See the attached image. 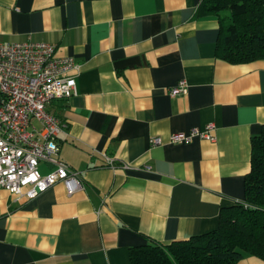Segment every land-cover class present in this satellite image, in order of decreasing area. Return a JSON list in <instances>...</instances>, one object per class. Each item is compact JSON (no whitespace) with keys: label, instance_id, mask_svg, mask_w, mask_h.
Wrapping results in <instances>:
<instances>
[{"label":"crops","instance_id":"crops-1","mask_svg":"<svg viewBox=\"0 0 264 264\" xmlns=\"http://www.w3.org/2000/svg\"><path fill=\"white\" fill-rule=\"evenodd\" d=\"M202 2L0 0V44L48 43L80 66L77 94L48 109L67 126L59 159L85 185L69 196L58 183L33 200L0 190V264H131L132 248L217 230L245 201L264 60L219 59L220 21L198 16ZM180 81L186 92L171 96ZM208 124L214 142H171Z\"/></svg>","mask_w":264,"mask_h":264},{"label":"built area","instance_id":"built-area-1","mask_svg":"<svg viewBox=\"0 0 264 264\" xmlns=\"http://www.w3.org/2000/svg\"><path fill=\"white\" fill-rule=\"evenodd\" d=\"M80 66L72 57H59L48 43L24 42L0 44V190L33 200L58 183L69 196L83 191L78 172L59 159V135L66 124L49 112L54 101L77 94ZM186 81L171 89L173 97L183 95ZM214 124L204 130L194 128L176 133L171 142L191 143L195 139L214 142ZM162 144L158 137L151 146ZM107 166L116 168L115 160L106 157ZM52 163L55 169L43 175L39 166Z\"/></svg>","mask_w":264,"mask_h":264},{"label":"trees","instance_id":"trees-1","mask_svg":"<svg viewBox=\"0 0 264 264\" xmlns=\"http://www.w3.org/2000/svg\"><path fill=\"white\" fill-rule=\"evenodd\" d=\"M197 13L220 21L219 59L234 65L264 60V0H203ZM130 256L131 264H238L247 256L264 261V127L252 139L245 201L224 210L217 230L134 247Z\"/></svg>","mask_w":264,"mask_h":264}]
</instances>
